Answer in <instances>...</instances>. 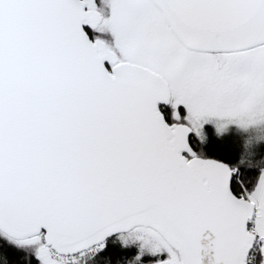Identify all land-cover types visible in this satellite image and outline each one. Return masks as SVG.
<instances>
[{"label": "snow or ice", "instance_id": "1", "mask_svg": "<svg viewBox=\"0 0 264 264\" xmlns=\"http://www.w3.org/2000/svg\"><path fill=\"white\" fill-rule=\"evenodd\" d=\"M257 119L264 0H0V264H264Z\"/></svg>", "mask_w": 264, "mask_h": 264}, {"label": "rangeland", "instance_id": "2", "mask_svg": "<svg viewBox=\"0 0 264 264\" xmlns=\"http://www.w3.org/2000/svg\"><path fill=\"white\" fill-rule=\"evenodd\" d=\"M223 125V124H221ZM220 125V126H221ZM240 127L243 129V133L251 139L253 145H258L261 141H264V120H248L243 122ZM226 127L223 126L222 131H226Z\"/></svg>", "mask_w": 264, "mask_h": 264}, {"label": "trees", "instance_id": "3", "mask_svg": "<svg viewBox=\"0 0 264 264\" xmlns=\"http://www.w3.org/2000/svg\"><path fill=\"white\" fill-rule=\"evenodd\" d=\"M243 135H244V138L242 140L243 154H244L245 160H247L252 155V152H253V149L255 148V145H253L251 143V139H249L248 137H246L245 134H243Z\"/></svg>", "mask_w": 264, "mask_h": 264}, {"label": "flooded vegetation", "instance_id": "4", "mask_svg": "<svg viewBox=\"0 0 264 264\" xmlns=\"http://www.w3.org/2000/svg\"><path fill=\"white\" fill-rule=\"evenodd\" d=\"M223 126H225V127H226V125H225V124L221 125L220 127L223 129ZM222 129H220V130H222ZM225 129H227V128H225ZM243 138H244V135H242V136H241V140H243Z\"/></svg>", "mask_w": 264, "mask_h": 264}]
</instances>
